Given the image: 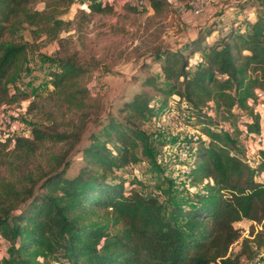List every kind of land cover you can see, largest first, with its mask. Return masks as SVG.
Wrapping results in <instances>:
<instances>
[{
	"label": "trees",
	"instance_id": "obj_1",
	"mask_svg": "<svg viewBox=\"0 0 264 264\" xmlns=\"http://www.w3.org/2000/svg\"><path fill=\"white\" fill-rule=\"evenodd\" d=\"M74 1L0 0V107L28 97L19 86L29 45L19 33L28 29L34 39L58 40L70 26L62 17ZM147 2L156 14L166 6L164 0ZM38 3L44 4L42 10ZM91 7L107 9L99 2ZM251 7L253 19L224 29L208 22L181 48L160 50L154 60L159 75L143 67L147 74L136 80L140 89L104 118L89 108L83 84L89 70L75 57L59 58L58 68L48 73L49 97L76 117L69 130L38 125L31 138L16 139L14 151L23 161L44 142L65 149L55 169L30 187L0 194V251L3 241L11 255L0 257V264H39V258L54 264H245L243 257L254 259L264 248V180L254 178L264 175V133L254 111L257 92L264 94V0ZM173 112L186 114L200 133L189 140L194 147L187 178L201 187L183 190L184 199L173 194L163 202L143 194L137 188L143 184L128 180L125 171L143 161L142 128L164 127L160 119ZM240 113L249 121L242 122ZM221 118L233 119L241 135H257L254 169L218 130ZM93 121L96 129L89 131ZM74 150L82 165L69 177L67 157ZM96 212L103 213L104 223L91 220ZM243 221L254 225L244 236L236 228ZM238 241L241 248L232 257Z\"/></svg>",
	"mask_w": 264,
	"mask_h": 264
},
{
	"label": "rangeland",
	"instance_id": "obj_2",
	"mask_svg": "<svg viewBox=\"0 0 264 264\" xmlns=\"http://www.w3.org/2000/svg\"><path fill=\"white\" fill-rule=\"evenodd\" d=\"M164 1L166 6L163 11L156 14L147 0L95 1L101 3L102 8H107L104 12L93 11V0H77L62 17L70 22V26L60 33L58 40L34 39L28 29L19 33L18 38L29 45V64L19 86L28 97L0 107V117L8 107L15 114L11 138L0 140V194L6 191L19 193L30 187L45 173L55 169L57 157L65 149L63 144L44 142L37 145L34 156L28 161L17 158L18 154L14 151L16 139L31 138L34 126L52 125L59 131L69 130L70 120L76 117V114L61 107L56 99L49 97L53 88L49 85L48 73L58 68L59 58L75 57L89 70L83 82L89 92V108L94 115L104 118L109 111L115 113L124 100L140 89L136 80L147 74L142 72L143 67L149 66L150 73L159 75V65L154 60L160 50L181 48L205 23L216 22L217 29H224L234 22L239 24L253 19L256 11L251 5L262 6V0ZM240 2L243 5L237 7ZM43 7V3L36 6L38 10ZM216 35L215 32L212 37ZM169 116L168 123L162 128L157 125L142 128L140 153L143 150L145 161L125 171L128 180L145 185H137L143 194L157 196L163 202H168L173 194L178 196V200L184 199L186 194L183 190L194 192L201 187L193 186L185 173L191 155L185 160L180 157L184 143L190 145L189 140L200 133L189 125L191 119L186 114L173 112ZM217 122L222 136L234 143V154L254 169L259 150L255 139L241 135L237 125L233 126V119L226 121L221 118ZM262 126L264 128V111ZM95 127L94 121L87 126L89 131L95 130ZM240 129L245 130L243 126ZM190 146L194 147L193 144ZM67 159L72 162L67 172V176L71 177L78 172L82 161L75 150ZM254 178L263 181L264 175L256 173ZM91 220L104 223L105 217L102 212H96ZM253 226L251 222L244 221L236 228L244 236L251 232ZM1 243L0 257L10 258L9 245ZM240 248L241 241H238L231 249V256H235ZM260 253L261 250H258L252 261L243 257L242 262L259 264ZM39 264H54V261L46 263L39 258Z\"/></svg>",
	"mask_w": 264,
	"mask_h": 264
},
{
	"label": "built area",
	"instance_id": "obj_3",
	"mask_svg": "<svg viewBox=\"0 0 264 264\" xmlns=\"http://www.w3.org/2000/svg\"><path fill=\"white\" fill-rule=\"evenodd\" d=\"M75 1H77V0H75ZM93 1L95 2L97 0H93ZM140 4L144 5V2L140 1ZM254 111H255L256 114L260 115V118H261V123H260L261 133H264V128L262 126V118H263V111H264V94L262 92H257V105L255 106ZM14 116H15V114L12 111V108L8 107V108L5 109L4 113L0 117V140L1 141H7L8 139L11 138L10 134L12 132V129L14 128V123H15ZM169 119H170L169 115L166 116V119L164 117V119L162 121L163 124L164 125L167 124ZM239 119L242 122L249 121V118L245 114H242V113L239 114ZM158 127L161 128L162 124L159 123ZM244 135L246 137H250V138L257 137V135H255V134H249V135L244 134ZM184 147L185 148L182 149L181 154H180V157H182L183 160H185L189 155H192L191 154L192 153L191 146L184 144ZM180 160H181V158H180ZM188 171H189V168L186 169L185 173L188 174ZM259 264H264V248L261 249V253H260V256H259Z\"/></svg>",
	"mask_w": 264,
	"mask_h": 264
},
{
	"label": "crops",
	"instance_id": "obj_4",
	"mask_svg": "<svg viewBox=\"0 0 264 264\" xmlns=\"http://www.w3.org/2000/svg\"><path fill=\"white\" fill-rule=\"evenodd\" d=\"M180 163V162H179ZM177 166H179V165H177ZM182 166H184V165H182ZM244 222V221H243ZM243 222H240V223H238V225H241V224H243Z\"/></svg>",
	"mask_w": 264,
	"mask_h": 264
}]
</instances>
